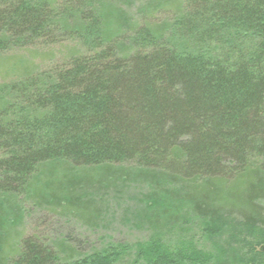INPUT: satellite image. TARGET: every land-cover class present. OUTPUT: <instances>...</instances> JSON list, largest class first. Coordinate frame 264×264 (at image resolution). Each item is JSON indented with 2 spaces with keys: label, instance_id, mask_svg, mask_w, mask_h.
Wrapping results in <instances>:
<instances>
[{
  "label": "trees",
  "instance_id": "1",
  "mask_svg": "<svg viewBox=\"0 0 264 264\" xmlns=\"http://www.w3.org/2000/svg\"><path fill=\"white\" fill-rule=\"evenodd\" d=\"M56 45L0 83V264H204L159 243L158 212L262 223L264 0H0V53ZM130 181L146 241L74 257L22 227L27 205L94 223Z\"/></svg>",
  "mask_w": 264,
  "mask_h": 264
},
{
  "label": "rangeland",
  "instance_id": "2",
  "mask_svg": "<svg viewBox=\"0 0 264 264\" xmlns=\"http://www.w3.org/2000/svg\"><path fill=\"white\" fill-rule=\"evenodd\" d=\"M63 55H65L64 45L34 46L23 50L12 49L1 52L0 83L16 78L18 72L24 70V66L29 67L31 72L46 70L59 63ZM121 187L123 186L117 183L102 193L105 195L97 204L100 205L99 219L94 223L83 222L77 217L48 214L43 209L27 205L26 208L30 211L27 215L23 214L22 227L27 233L35 231L41 238H49L51 241L66 237L79 239L81 241L79 248L72 249L74 257L104 248L109 243L124 242L130 245L146 241L150 235L148 230L134 220L141 218L142 215L139 209L144 204L140 202L145 201V192H143L146 189L145 185L130 181L128 185ZM262 203L264 204V201ZM174 208L170 212H164L166 209L158 212L171 218L174 223L163 228L159 234L158 241L163 246L170 250L179 248L190 257L195 251L198 254L193 260L202 258L204 264L213 263H206L208 261L206 257L212 258L213 261V258L215 260L221 258L229 264H264V256L259 257L255 253L260 245H264V218L262 223L250 227L239 221L236 216L229 215L231 214L229 212L221 217L222 223L217 227L218 229H214L210 223L199 220L187 209L182 212L177 211L175 214ZM124 259L122 264L131 263L128 256Z\"/></svg>",
  "mask_w": 264,
  "mask_h": 264
},
{
  "label": "water",
  "instance_id": "3",
  "mask_svg": "<svg viewBox=\"0 0 264 264\" xmlns=\"http://www.w3.org/2000/svg\"><path fill=\"white\" fill-rule=\"evenodd\" d=\"M262 250L264 249V247L263 248H261Z\"/></svg>",
  "mask_w": 264,
  "mask_h": 264
}]
</instances>
